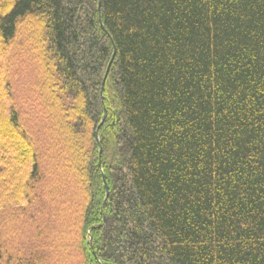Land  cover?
<instances>
[{
	"label": "trees",
	"instance_id": "obj_1",
	"mask_svg": "<svg viewBox=\"0 0 264 264\" xmlns=\"http://www.w3.org/2000/svg\"><path fill=\"white\" fill-rule=\"evenodd\" d=\"M0 264H264V0H0Z\"/></svg>",
	"mask_w": 264,
	"mask_h": 264
},
{
	"label": "water",
	"instance_id": "obj_2",
	"mask_svg": "<svg viewBox=\"0 0 264 264\" xmlns=\"http://www.w3.org/2000/svg\"><path fill=\"white\" fill-rule=\"evenodd\" d=\"M107 73H108V70H107V72H106V75H107ZM103 85H104V83L102 84V88H103ZM103 122V121H102ZM102 124V123H101ZM98 141V144H99V140H97ZM100 152H101V150H100ZM106 187V186H105ZM106 192H107V187H106Z\"/></svg>",
	"mask_w": 264,
	"mask_h": 264
},
{
	"label": "rangeland",
	"instance_id": "obj_3",
	"mask_svg": "<svg viewBox=\"0 0 264 264\" xmlns=\"http://www.w3.org/2000/svg\"><path fill=\"white\" fill-rule=\"evenodd\" d=\"M102 93V92H101ZM103 124V123H102Z\"/></svg>",
	"mask_w": 264,
	"mask_h": 264
}]
</instances>
